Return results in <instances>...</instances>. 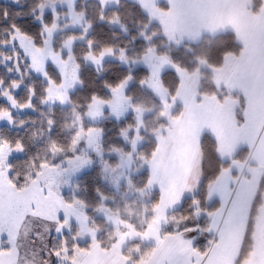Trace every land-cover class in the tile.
I'll list each match as a JSON object with an SVG mask.
<instances>
[{
	"label": "snow or ice",
	"instance_id": "6c2138e0",
	"mask_svg": "<svg viewBox=\"0 0 264 264\" xmlns=\"http://www.w3.org/2000/svg\"><path fill=\"white\" fill-rule=\"evenodd\" d=\"M133 3L142 19L132 39L143 45L131 54L127 45H98L89 37L93 22L76 0H30L27 10L0 6V121L23 125L13 112L35 110L38 97L41 104L72 105L68 126L74 128L68 145L49 144L61 160L30 156L24 171L8 160L12 152L25 151L22 138L0 135V264H264V0ZM96 4L97 21L127 31L118 11L105 15L106 6L118 9L120 0ZM33 22L39 27L32 29ZM68 27L80 31L57 42L55 33ZM228 31L232 45H223L215 61L194 47ZM78 40L86 49L79 54ZM180 49L190 55H173ZM106 56L142 65L139 75L128 69L102 82L106 94L73 101L69 90L83 85L81 60L99 72ZM33 75L42 83L39 91L25 84ZM132 82L151 104L135 99ZM22 87L23 100L14 94ZM105 107L117 120L133 114V122L119 130L129 149L111 145L107 151L118 155L116 167H128L134 154L146 167L135 188L139 207L112 208L98 188L94 206L75 188L69 196L61 192L67 177L92 163L89 149L102 157L103 128L84 120L101 117ZM54 123L47 119L49 130ZM145 133L152 137L147 152L138 150ZM100 163L116 183L122 173L113 176L116 168ZM128 185L133 187L131 179Z\"/></svg>",
	"mask_w": 264,
	"mask_h": 264
},
{
	"label": "trees",
	"instance_id": "16d2710c",
	"mask_svg": "<svg viewBox=\"0 0 264 264\" xmlns=\"http://www.w3.org/2000/svg\"><path fill=\"white\" fill-rule=\"evenodd\" d=\"M30 0H22L21 4H12V0H0V6L8 5L10 11H14L17 8H21L22 10H27L29 6ZM77 9H82L86 12L87 18L90 19L92 23V28L90 32L87 34L89 37L94 38L99 44H114L119 46L127 45L129 49V53L137 52L140 50L143 42L137 38L133 40L132 38L137 35L139 22L142 17L133 1L130 0H120L119 8L108 7L105 8V15L110 16L113 11H118L121 17V22L125 25L127 31L121 29L118 25L108 24L106 22L97 21V4L93 0H81L76 4ZM58 9H62L66 11L64 8L58 7ZM22 19L31 20V17H24ZM64 20L59 21V23L64 24ZM32 29L38 28L39 25L35 22L31 25ZM79 27L70 28L64 30H58L55 33V40L59 42L63 38H65L69 33L79 32ZM211 40V44L208 41ZM233 36L230 31L225 34L212 38L206 37L199 45H195L197 51L210 53V58L212 60H216L219 56L221 47L225 44L232 45ZM85 43L84 41L78 40L76 42L75 51L77 54L85 51ZM178 58L186 59L188 55L184 52L183 49L175 51L173 53ZM81 68H80V77L83 80V85H77L71 92H69L70 97L73 101L83 103L91 92H97L101 95L106 94L107 90L102 86V82L105 80L115 81L119 77L125 74L128 69L136 72L139 75V70L141 68H132L131 66H125L118 61V59L112 57L110 59H106L103 62L102 70L97 71L96 67L91 63H84L81 60ZM2 69H0V73H2ZM11 75V74H9ZM166 75V79H167ZM34 83L36 89L39 91L42 87V83L38 76H31L30 78L25 79V84ZM23 87L21 89L16 90L14 94L17 95L18 98L23 100ZM129 91L134 95L135 99L142 101L140 98L143 94L146 96L145 99H149V94L142 89H138L135 85V82L130 83ZM151 101V100H147ZM0 103H3L0 100ZM33 103L35 104V110L26 109L24 112H13V115L17 120H23L24 124L20 126L13 125L12 127L3 125L0 126V135H5L10 138L15 139L16 137H20L23 140V143L26 146L24 152H13L8 160L10 163H14L15 166L24 171L26 169V165L28 164V158L30 156L39 155L44 158L53 157V154L48 150L49 144L52 141L57 142L60 145H68L69 140L73 134L74 128L69 127L72 121L71 107L72 105L67 104L65 106L56 104V105H46L41 104L39 102L38 97L33 98ZM51 117L55 123L49 130L47 125V119ZM133 114L129 113V115L121 120L113 119L109 116H106L102 121L95 123L93 125H98L103 128V136H102V145L105 149V152H108L107 149L111 145L123 146V139L119 134V130L121 127L125 125L126 122L131 123ZM88 126V124H85ZM151 142V141H150ZM145 143L141 146L140 150L147 152L152 147V142L150 144ZM124 148V146H123ZM246 150H241L239 155L243 156ZM57 158L60 160L63 158L62 154L57 153L53 159ZM147 175V170H144L137 174L136 176H132V182L134 188L139 187L144 178ZM73 186L79 189L81 192L78 194L79 197L83 198L85 201L89 203V205L94 206L97 203V194L96 189H100L105 196L107 197L106 203L115 208L118 202H121L123 190H126V187L121 188L119 193H115V191L108 186L107 182L104 181L101 167L93 166L90 170L80 175L79 178L76 179ZM67 196L66 194H64ZM115 196V204L111 200L110 197ZM120 199V201H119ZM131 198L126 199V201H130ZM123 206V204H120ZM120 207V206H116ZM91 212L92 209L89 208ZM98 222V219L96 218ZM108 231L107 229L104 230ZM110 231V230H109ZM102 232L101 235H103ZM203 243V240H201ZM86 244V243H85ZM83 245V244H82Z\"/></svg>",
	"mask_w": 264,
	"mask_h": 264
},
{
	"label": "rangeland",
	"instance_id": "374dc122",
	"mask_svg": "<svg viewBox=\"0 0 264 264\" xmlns=\"http://www.w3.org/2000/svg\"><path fill=\"white\" fill-rule=\"evenodd\" d=\"M79 1H81V0H76V4H77ZM85 1H88V0H85ZM93 1L96 2V0H93ZM130 1H133V0H130ZM58 7L62 8V6H61L59 3L57 4V8H58ZM108 7H113V5L109 4V5L106 6V8H108ZM64 9L66 10V8H64ZM64 18L66 19L67 17L65 16ZM70 28H75V27H70ZM110 58H112V57H111V56H106V57L104 58V61H105L106 59H110ZM104 61H103V62H104ZM123 65H124V64H123ZM125 66H126V65H125ZM127 66H131L132 68H137V67H138V68H142V65H139V64H137V65H132L131 63H129V65H127ZM72 90H73V89H72ZM72 90H69V92H71ZM140 98L142 99V101H143L144 103H146V104H151V101H150V102L147 101V100H151V99H150V98H149V99H148V98L145 99L146 96H144L143 94L141 95ZM45 104L51 106V105H56V104H59V103L57 102V103H53V104H48V103H45ZM59 105H61V104H59ZM65 105H67V103L63 104L62 106H65ZM26 109H27V108H26ZM26 109L19 110V111H15V112H24V110H26ZM104 113H105L104 115H102L101 117L97 118L96 120H91V119H87V118H85V120H84V124H88V125H89V124H95V123H98V122L102 121L106 116H109V117H111V118H113V119H116L115 116L108 114V109H107V107L104 108ZM129 113H132V112L129 110V111H128L127 113H125V114H124L119 120L126 118V117L129 115ZM116 120H117V119H116ZM145 121H146V124H147L149 127L152 126V124H153V116H152L151 113L146 114V116H145ZM3 125H7V126H9V125L7 124L6 121H0V126H3ZM10 127H12V126H10ZM122 139H123V138H122ZM123 141H124V140H123ZM150 141L152 142V137H151V135H149L148 133H145V134H144V139H143L142 143H140L139 146H138V150H140V148H141V146H142L143 144H145V143L150 144V143H151ZM148 144H147V145H148ZM81 145H83V141H81ZM123 146H124V150H128L129 147H130V145H129L127 142H125V141H124V143H123ZM241 150H246V152H247V149H246V148L241 149ZM246 152H244V154H245ZM12 153H13V152H12ZM12 153H11V154H12ZM89 155L92 156V163H91L90 165H87V166L83 167L82 169H80V170L77 171L76 173L70 175L69 177H67L68 180H69V184L66 185V186H62V187H61V192H62V194H63V195L66 194L67 196H69L70 193L72 192L73 188H75V187L73 186V183H75L76 179L79 178L80 175H82L83 173H85V172H87L88 170H90L91 168H93V166H96V165H97V166H100V167H101V171H102V164L100 163V160H101V159H104V160L108 161V163H109L112 167H115V168H116V171L113 173V176H116L117 174L122 173L121 175H119V179H118V181H117L116 183H113L112 180L108 179V178L106 177V174L102 171V175H103V179H104V181L107 182L108 186H110V187L115 191V193H117V194L119 193V191L121 190V188L126 187V190H123V192H122V196L118 195L119 197H121V202H118L116 206H120V208H123L125 204H128V205H130V206H136V207H139V205H140V203H141V197H140L139 193H137V191L135 190L134 186H133V187H129V185H128V179H132V176H136V175L139 174L140 172H142V171H144V170H147V169H146V167H141V166H140V161L137 160V159H135V154L133 155V163L130 164L128 167H125V168H123V169H121V168H119V167H116V165L119 163V157H118V155L115 154V153H112V152H110V151H108V152H105V151H104V152L102 153V157L98 158V157H96L95 154L92 153L91 150L89 149ZM61 159H62V158H61ZM61 159H60V160H61ZM54 161H59V160H57V158L55 157ZM131 181H132V180H131ZM75 191H76V193H78V194L81 192L79 189H77V187L75 188ZM110 198H111V200H112V201L114 202V204H115V202H116V201H115V196L110 197ZM129 198H131L130 201H129V202L126 201V199H129ZM119 201H120V199H119ZM106 204H107V203H106ZM120 204H123V206H121ZM110 206H111V205H110ZM116 206H115V208H116ZM111 207L114 208L113 206H111ZM93 215H95V213H93ZM96 218L98 219V222H97V223L101 226L102 229H104V230L107 229L108 231L111 230V225L105 223V221H104V217H103L102 215H96ZM101 234H102V233H101ZM81 243H82V244H85V243H87V241H86V240H83V241H81Z\"/></svg>",
	"mask_w": 264,
	"mask_h": 264
},
{
	"label": "crops",
	"instance_id": "0c3cea01",
	"mask_svg": "<svg viewBox=\"0 0 264 264\" xmlns=\"http://www.w3.org/2000/svg\"><path fill=\"white\" fill-rule=\"evenodd\" d=\"M244 149V148H243ZM247 149V148H246Z\"/></svg>",
	"mask_w": 264,
	"mask_h": 264
}]
</instances>
